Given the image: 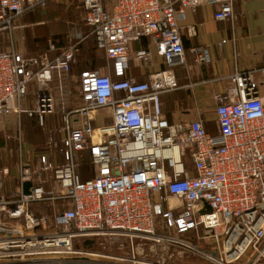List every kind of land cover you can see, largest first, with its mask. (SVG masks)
<instances>
[{"label": "built area", "instance_id": "built-area-1", "mask_svg": "<svg viewBox=\"0 0 264 264\" xmlns=\"http://www.w3.org/2000/svg\"><path fill=\"white\" fill-rule=\"evenodd\" d=\"M47 1L0 0V34L11 37L20 17ZM81 2L107 64L105 72H79L74 108L66 105V75L80 51L75 32L67 45L48 39L44 51L0 50V122L11 128L4 130L6 138L18 141L15 172L0 165V264H98L105 257L143 264L134 252L110 257L92 251L104 236L164 243L211 264H264V67L233 70L226 89L214 96L215 132L200 113L170 120L160 99L179 87L175 67L186 59L178 14L215 3V19L233 20L235 0ZM141 36L154 38L165 62L146 81L125 76L130 42ZM152 59L144 49L133 57L138 64ZM52 77L58 98L47 89ZM31 84L33 108L27 107ZM56 101L62 126L50 131L44 151L24 150L21 114L42 118L55 111ZM102 109L111 122L95 127L92 119ZM9 115L15 121H7ZM83 155L94 174L79 179ZM187 159L193 174L185 169ZM169 198L182 200V208ZM40 202L51 206L50 214L32 210Z\"/></svg>", "mask_w": 264, "mask_h": 264}, {"label": "crops", "instance_id": "crops-1", "mask_svg": "<svg viewBox=\"0 0 264 264\" xmlns=\"http://www.w3.org/2000/svg\"><path fill=\"white\" fill-rule=\"evenodd\" d=\"M81 1L48 0L44 8L24 14L18 20L20 26L11 37L0 34V50L15 47L28 53L44 51L47 49V40L54 36H57L60 44L67 45L70 32H75V39L80 41L79 53L89 47L95 48V37L84 22L85 9ZM215 9V3H205L195 11L185 9L178 14L186 59L184 65L175 67L179 87L160 96L162 110L170 120H191L200 113L210 132L216 131L214 96L226 89L233 70L264 67V0H235L233 20L215 19ZM192 27L196 31L194 36L190 34ZM140 49L151 51V64L133 61L134 53ZM129 53L131 59L125 72L126 77L146 81L151 73L165 68L162 56L156 52L152 36H141L130 42ZM255 77L261 80L257 71ZM259 91L264 94V87L260 86ZM105 110L109 114V110ZM100 113L96 112L92 119L95 127L111 122L108 114L104 117L108 120L103 122ZM6 119L15 121L16 118L9 115ZM4 125L0 122V132L11 129ZM184 166L190 174L194 173L189 159ZM169 201L176 204V210L182 208V200L169 198ZM192 236L193 232L186 234V237ZM196 242L205 244L203 241ZM139 250V246H133L130 254L134 252L140 263L148 264L141 260Z\"/></svg>", "mask_w": 264, "mask_h": 264}, {"label": "rangeland", "instance_id": "rangeland-1", "mask_svg": "<svg viewBox=\"0 0 264 264\" xmlns=\"http://www.w3.org/2000/svg\"><path fill=\"white\" fill-rule=\"evenodd\" d=\"M62 25V24H60ZM46 44V43H45ZM96 49V48H95ZM95 51V52H94ZM93 53L97 54V57L100 60V64L98 67L106 66L107 62L105 59L102 58L101 52L94 50ZM86 54V50L80 52L77 57V61L72 66V71L70 74L66 75L67 81V89L70 90L71 93L69 94L70 104L66 103L68 108H74L79 103L78 99V74L84 68H89L88 65L90 61H85L84 64V56ZM94 57V59H96ZM102 71H106L102 69ZM50 85L47 89H51L58 98V92L55 91L54 87L51 86L55 84L56 79L52 77ZM36 89L34 84L29 86L30 93L28 94V105L27 107L33 108L35 105V95H33V91ZM55 111L52 114L43 115L40 118L38 115H28L27 113H22L20 117L21 121V138L23 141V149H32L37 152L44 151L46 149V140L49 136V133L52 129H56L63 124V116L61 113V106L59 101H56ZM101 120L104 122L105 115L108 112L105 109L100 111ZM2 127V126H1ZM4 130L0 132V165H6L10 168H13L15 172V164L17 161V152L16 148L18 146V141L12 138H6L4 134ZM11 132V131H6ZM94 174L93 167L91 166L90 162L88 161L87 157L83 155L80 157V166H79V179H86L91 177ZM14 184V183H13ZM47 188V187H46ZM60 208V206H58ZM33 211H42L45 213L50 214L52 208L49 204L40 202L34 203L31 206ZM134 245H132V243ZM139 246L138 255L141 256V260L147 263L150 262H162L164 261L165 264H211L209 262H205L204 259L190 254L188 252H184L178 248L170 247L168 248L164 243H155L153 241L148 240H141V239H129L128 237L118 236L113 238L112 236H104L91 246L92 251L99 252L103 255H107L110 257H119L122 255L126 257L130 254L132 247ZM137 254V253H136ZM103 263L98 264H114V259L111 258H99ZM109 262V263H106ZM96 264V263H94Z\"/></svg>", "mask_w": 264, "mask_h": 264}, {"label": "trees", "instance_id": "trees-1", "mask_svg": "<svg viewBox=\"0 0 264 264\" xmlns=\"http://www.w3.org/2000/svg\"><path fill=\"white\" fill-rule=\"evenodd\" d=\"M39 9V8H38ZM37 10V9H36ZM35 11V10H34ZM32 12V11H31ZM29 13V12H28ZM27 14V13H26ZM54 40H57V36H54V37H52ZM44 40H46V39H43V41ZM45 43H46V41H45ZM96 44V43H95ZM95 48L96 49H98L97 48V46H95ZM95 48H93V47H89L88 49H86V54H85V56H84V64H86V62L85 61H90V64H88V65H85V66H88L89 68H84V69H82V70H93V69H105L106 67L105 66H101V67H98V65L100 64V60L97 58V57H95L97 54H94L93 53V51H94V49ZM99 50V49H98ZM100 52H102L101 50H99ZM95 52V51H94ZM80 54V53H79ZM78 54V55H79ZM94 57L96 58V59H94ZM102 58L104 59V57H103V53H102ZM73 66V65H72ZM70 71H72V67H71V70ZM103 72H105V71H103Z\"/></svg>", "mask_w": 264, "mask_h": 264}, {"label": "water", "instance_id": "water-1", "mask_svg": "<svg viewBox=\"0 0 264 264\" xmlns=\"http://www.w3.org/2000/svg\"><path fill=\"white\" fill-rule=\"evenodd\" d=\"M30 182L29 181H26L23 183V191L24 193H28L29 192V186H30ZM92 242V240H86V244H90Z\"/></svg>", "mask_w": 264, "mask_h": 264}, {"label": "bare ground", "instance_id": "bare-ground-1", "mask_svg": "<svg viewBox=\"0 0 264 264\" xmlns=\"http://www.w3.org/2000/svg\"><path fill=\"white\" fill-rule=\"evenodd\" d=\"M174 156L177 158V154H176V151H174Z\"/></svg>", "mask_w": 264, "mask_h": 264}]
</instances>
